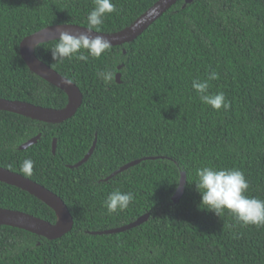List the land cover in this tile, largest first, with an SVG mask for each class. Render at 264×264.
<instances>
[{
    "label": "trees",
    "instance_id": "1",
    "mask_svg": "<svg viewBox=\"0 0 264 264\" xmlns=\"http://www.w3.org/2000/svg\"><path fill=\"white\" fill-rule=\"evenodd\" d=\"M156 1L112 0L117 11L94 30H123ZM93 6L94 0H0V97L67 106V91L28 66L21 42L54 24L88 27ZM57 42L39 43L34 52L80 87L82 105L63 122L0 109V166L23 174V162L34 161L27 177L63 198L74 226L50 239L0 223V264H264V227L206 209L195 184L199 167L237 168L250 181L246 195L264 200V0H179L137 39L86 62L53 61ZM102 70L113 72L110 84L98 78ZM211 71L219 79L209 91L224 92L227 112L202 104L191 88L194 78ZM95 139L91 157L70 167ZM146 157L155 158L109 177ZM183 172L184 193L174 202ZM116 188L135 199L109 214L104 200ZM0 207L59 219L47 203L2 181ZM147 213V221L125 231L92 233Z\"/></svg>",
    "mask_w": 264,
    "mask_h": 264
},
{
    "label": "water",
    "instance_id": "2",
    "mask_svg": "<svg viewBox=\"0 0 264 264\" xmlns=\"http://www.w3.org/2000/svg\"><path fill=\"white\" fill-rule=\"evenodd\" d=\"M178 1L179 0H158L147 11H145L133 24L126 27L125 29L113 33L101 32L93 29L91 31V35H100L106 37L112 43L111 46L131 42L137 39L143 32H145L155 21L162 17L163 14L166 13ZM186 1L192 2L193 0ZM61 27L73 33L88 31L86 26L79 24L62 23L50 25L24 37L21 42L20 48L24 60L34 72L67 91L69 95L68 105L63 108H51L36 105L23 100H12L0 97V109L17 112L47 122H63L74 116L75 113L78 111L79 107L82 105L83 102V92L81 91L80 87L73 80L62 75L55 68L38 58L33 48L31 47V45L37 41L39 43H42L58 38V29ZM65 80H71L72 83H64ZM117 81L121 82V73L117 74ZM40 137L41 134H38L37 136L23 143L20 146V149H25L30 145L36 143ZM96 144L97 139L94 140L92 147L82 160H80L74 165L69 166L77 167L85 163L93 154L96 148ZM56 149L57 140L54 139V153L56 152ZM148 158L151 159L155 157H146L131 161L120 167L109 177H113L117 173H120L121 171L141 162L143 159ZM0 181L15 185L35 195L36 197L47 203L50 207H52L57 212L59 217L56 223H52L48 220H45L28 212L0 207V223L19 226L36 232L40 235L47 236L50 239L62 237L63 235L72 230L74 226V217L68 205L60 195L47 188L46 186L34 181L31 178L2 166H0ZM185 184L186 174L183 172L180 185L173 196L174 202H178L182 197L185 189ZM148 218L149 213L142 215L130 224L102 231H93L92 233L105 234L125 231L127 229L133 228L144 223L148 220Z\"/></svg>",
    "mask_w": 264,
    "mask_h": 264
},
{
    "label": "clouds",
    "instance_id": "3",
    "mask_svg": "<svg viewBox=\"0 0 264 264\" xmlns=\"http://www.w3.org/2000/svg\"><path fill=\"white\" fill-rule=\"evenodd\" d=\"M117 11L112 0H94V6L87 15L88 31L70 32L63 27L58 29L57 43L51 48L52 60L63 61L65 59L88 61L89 56L99 58L103 53L111 49V42L104 36L91 35L93 29L99 30L106 14ZM39 42L31 45L37 49ZM86 50L88 55L84 54ZM97 76L106 85L113 79L111 70H102ZM219 79V73L211 71L205 79L194 78L191 88L197 93L202 104L219 111L221 108L227 112L231 102L227 100L224 92L212 93L209 91L210 81ZM64 83L71 84V80ZM34 161L26 159L21 171L25 176L33 173ZM196 188L201 195V204L206 209L212 210L216 215L222 216L228 210L234 219L243 226L255 225L264 227V200L246 195L250 187V181L246 179L244 172L237 168H217L214 166H202L196 169ZM133 192H125L120 188L111 191L104 200V206L109 214L119 213L129 207L134 201Z\"/></svg>",
    "mask_w": 264,
    "mask_h": 264
}]
</instances>
